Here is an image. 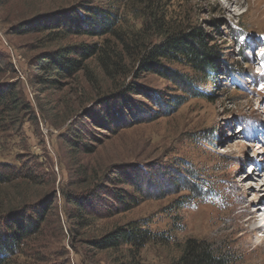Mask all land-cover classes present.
<instances>
[{
    "label": "rangeland",
    "instance_id": "374dc122",
    "mask_svg": "<svg viewBox=\"0 0 264 264\" xmlns=\"http://www.w3.org/2000/svg\"><path fill=\"white\" fill-rule=\"evenodd\" d=\"M252 1L0 0V174L12 179L0 218L33 226L1 264H173L187 239L264 264V3ZM189 29L210 37L213 80L145 65ZM67 48L77 67H41ZM178 176L197 194L167 195ZM113 192L138 205L116 213ZM132 223L156 235L139 253L98 247Z\"/></svg>",
    "mask_w": 264,
    "mask_h": 264
},
{
    "label": "trees",
    "instance_id": "16d2710c",
    "mask_svg": "<svg viewBox=\"0 0 264 264\" xmlns=\"http://www.w3.org/2000/svg\"><path fill=\"white\" fill-rule=\"evenodd\" d=\"M98 14L99 12L96 14V18H99ZM110 23L111 20L106 19L104 24L98 26L99 30L96 32H104L105 29L109 28ZM209 38L208 34L199 29L167 33L162 42L155 45L148 52L144 59V63L145 65H151L158 59L179 62L188 67L196 78H199V83L209 82L210 80H213L215 72L218 71V65H216L213 60V47L208 46L207 39ZM63 51L65 55L60 57L58 53L48 54L49 62H43L41 67L45 70H53L54 67H58L60 70L65 71H70L72 68L77 67L78 62L69 59L70 49L67 48ZM159 72H162L161 74L167 76L166 70H160ZM171 78L174 84L179 86L181 81L183 86L193 93L194 97L199 96L195 93L196 89L193 88L194 85L191 82L188 83L187 77L174 74ZM2 100L3 99L1 98L0 102ZM10 173L7 175L0 174V185L12 182V179L9 178ZM183 179L184 178L178 176V186L176 189L169 191L167 195L175 194L177 190H186L188 192L196 193V187L191 186V181ZM111 197L116 203L115 206L112 204L111 208H118L116 209V213L126 212L138 205L137 200L132 198L129 194L121 195L113 192L111 193ZM126 199L132 201L133 204H130ZM32 228V224L24 217H1L0 255L4 257L3 255L14 252L19 246L21 240L31 231ZM155 236L156 235L152 234L145 227L132 223L124 228H117L113 233L103 237L98 247H102L103 249H116L121 245H131L136 252L139 253L146 244L153 241ZM173 264H231V261L224 250L215 249L212 246L195 239H187L182 245L178 260Z\"/></svg>",
    "mask_w": 264,
    "mask_h": 264
},
{
    "label": "bare ground",
    "instance_id": "6f19581e",
    "mask_svg": "<svg viewBox=\"0 0 264 264\" xmlns=\"http://www.w3.org/2000/svg\"><path fill=\"white\" fill-rule=\"evenodd\" d=\"M253 3L251 4V6H253L254 8H260L261 7V5H262V3H264V0H253L252 1ZM263 9V11H264V7H262ZM264 215V214H263ZM263 215H260L259 216V218H261ZM248 220V222H254L255 223V218L254 217H250L249 219H247ZM262 221H264V216H263V218L261 219ZM252 225H253V223H252ZM256 225H254L253 227H255ZM261 225H257L255 228H254V230H256V228L258 229H262V228H264V225L263 226H261ZM252 227V228H253Z\"/></svg>",
    "mask_w": 264,
    "mask_h": 264
},
{
    "label": "snow or ice",
    "instance_id": "6c2138e0",
    "mask_svg": "<svg viewBox=\"0 0 264 264\" xmlns=\"http://www.w3.org/2000/svg\"><path fill=\"white\" fill-rule=\"evenodd\" d=\"M262 90H264V86H262Z\"/></svg>",
    "mask_w": 264,
    "mask_h": 264
}]
</instances>
